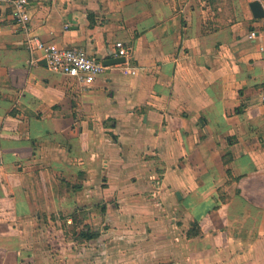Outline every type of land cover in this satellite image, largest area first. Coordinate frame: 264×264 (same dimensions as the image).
<instances>
[{"label":"crops","instance_id":"0c3cea01","mask_svg":"<svg viewBox=\"0 0 264 264\" xmlns=\"http://www.w3.org/2000/svg\"><path fill=\"white\" fill-rule=\"evenodd\" d=\"M28 13L0 7V264H264V0ZM32 36L128 54L82 85Z\"/></svg>","mask_w":264,"mask_h":264},{"label":"built area","instance_id":"2783aa9c","mask_svg":"<svg viewBox=\"0 0 264 264\" xmlns=\"http://www.w3.org/2000/svg\"><path fill=\"white\" fill-rule=\"evenodd\" d=\"M2 6H7L10 9L11 19L27 30L30 20L29 0H0V7ZM262 24L264 25V22ZM250 37H255L253 32ZM27 44L33 54H39V58L34 57L36 54L33 55L32 62L42 60L50 71L76 79L82 85H90L104 69L99 61L91 59L82 49L58 48L45 44L34 36L27 40ZM115 48L118 57H127L128 51L123 42H115ZM134 72V69L130 71L132 74Z\"/></svg>","mask_w":264,"mask_h":264},{"label":"water","instance_id":"95a60500","mask_svg":"<svg viewBox=\"0 0 264 264\" xmlns=\"http://www.w3.org/2000/svg\"><path fill=\"white\" fill-rule=\"evenodd\" d=\"M252 7V12L256 17H263L262 14L259 12V6L257 3H254L251 5ZM44 65L45 62L43 61ZM124 63V58L123 57H114L112 59H108L107 61H104L102 65L105 66H111V65H120Z\"/></svg>","mask_w":264,"mask_h":264},{"label":"trees","instance_id":"16d2710c","mask_svg":"<svg viewBox=\"0 0 264 264\" xmlns=\"http://www.w3.org/2000/svg\"><path fill=\"white\" fill-rule=\"evenodd\" d=\"M80 235L82 236V237H84V238H93V237H95V235L94 234H86V233H80Z\"/></svg>","mask_w":264,"mask_h":264}]
</instances>
